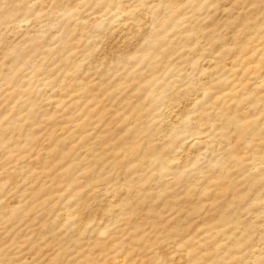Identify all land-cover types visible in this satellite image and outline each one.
I'll return each instance as SVG.
<instances>
[{"label":"rangeland","instance_id":"1","mask_svg":"<svg viewBox=\"0 0 264 264\" xmlns=\"http://www.w3.org/2000/svg\"><path fill=\"white\" fill-rule=\"evenodd\" d=\"M0 264H264V0H0Z\"/></svg>","mask_w":264,"mask_h":264}]
</instances>
